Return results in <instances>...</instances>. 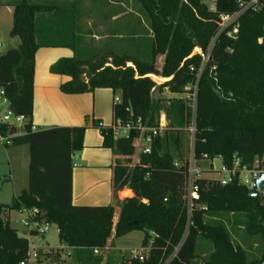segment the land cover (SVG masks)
I'll return each mask as SVG.
<instances>
[{
  "label": "trees",
  "instance_id": "obj_1",
  "mask_svg": "<svg viewBox=\"0 0 264 264\" xmlns=\"http://www.w3.org/2000/svg\"><path fill=\"white\" fill-rule=\"evenodd\" d=\"M124 1H111L117 9L112 7L104 20L124 13ZM133 1L140 11L126 12L113 21L106 45L96 48L79 33L80 0H0V5L13 6L10 34L20 39L17 47L0 54V88L8 107L28 117L22 130L0 124V132L13 135L10 145L30 146L28 189L10 204L0 203V264L27 259L28 239L8 222V212L21 207L44 212L45 221L57 226L59 240L76 250L75 264H104L103 255L94 254V248L106 247L113 233L118 238L140 230L146 232L141 246L150 247L144 260L116 263L111 256L105 264H264V194L253 196L237 181L224 185L217 178L198 177L199 198L188 226L184 187L188 157L183 153L193 118L186 87L197 84L194 155L199 164L208 161L211 166L220 157L229 166L236 156L241 166L253 168L263 161L264 0L259 8L240 15L235 37L218 30L220 15L238 9L236 0H216V10L203 0ZM123 38L127 46L113 42ZM41 47L73 51L50 67L52 73L69 77L61 85L63 92L109 88L120 96L121 102L113 105L114 120L141 117L156 125L160 112L166 114L163 133L135 164L134 140L139 133L114 138L111 126L95 124L104 147L118 156L113 190L133 192L118 202L116 222L114 205L72 201V155L82 149L86 127L32 129L35 56ZM195 47L203 54H192ZM159 55L164 56L161 68L156 65ZM205 55L209 61L204 64ZM151 75L166 80L157 84ZM165 89L173 96L158 107L154 93ZM240 229L245 237L259 240V256H251L235 241L233 232L239 234Z\"/></svg>",
  "mask_w": 264,
  "mask_h": 264
},
{
  "label": "crops",
  "instance_id": "obj_2",
  "mask_svg": "<svg viewBox=\"0 0 264 264\" xmlns=\"http://www.w3.org/2000/svg\"><path fill=\"white\" fill-rule=\"evenodd\" d=\"M0 6L7 8L13 13V6L8 4ZM123 7L126 8V5L123 4ZM92 10H94L93 6L88 8L87 14H90ZM77 11L74 10L76 13ZM80 11L83 12L81 8ZM125 14L126 11L114 15L111 21H115ZM89 17L88 15V18ZM93 23L94 21L91 22L88 20L86 26L92 38L100 39L107 36V34H104V36L98 34L93 29L89 31L88 27L90 26L89 28H93ZM118 32V37H121L120 30H118ZM0 38L1 40L3 39L2 34H0ZM48 48L65 47H41L36 53L32 124L35 126V130L53 126L86 127L83 136V147L72 155L73 161L76 163L72 178V201L76 205H114V222H116L120 212L118 202L125 197L132 196L133 192L129 188L118 191L113 190L114 166L118 156H116L110 148L104 147V137L101 131L95 127V124L100 121L106 126H111L113 124V105L115 96L113 91L109 88H98L93 92L80 94H68L63 92L61 90V85L68 80L69 77L52 73L50 67L60 57L72 56L73 54H52V52L45 54L48 53L46 52ZM40 51H44V54H40ZM134 155L132 156V160ZM10 221L11 211L8 212L9 224ZM114 239L116 238H114L113 233L107 241L108 253L106 259L114 256V254L110 252L111 246H114ZM42 256L49 261L53 259V254L51 252L42 253ZM29 263L31 264V262Z\"/></svg>",
  "mask_w": 264,
  "mask_h": 264
},
{
  "label": "rangeland",
  "instance_id": "obj_3",
  "mask_svg": "<svg viewBox=\"0 0 264 264\" xmlns=\"http://www.w3.org/2000/svg\"><path fill=\"white\" fill-rule=\"evenodd\" d=\"M4 2L6 0H3ZM111 1L115 0H80V7L82 9L81 20L78 22L77 26L79 29V33L84 36V42L86 44H91L96 48H102L108 40V37L104 36V34L108 35L110 32V27H113L115 24L110 19L104 20L103 15L109 12L112 7L117 9L118 5H114ZM208 5H210V0H203ZM126 12L133 14L135 11H140V6L133 0H125ZM93 6L94 10L90 11V14H87L88 8ZM135 14V13H134ZM88 15L90 16L88 18ZM136 16V14H135ZM91 22L94 21L93 29L98 34H102L104 37L100 39L92 38L91 34L87 31V22L88 20ZM124 21V20H122ZM146 21V20H145ZM13 25V13L9 11L7 8L0 6V34L3 35V39L1 40L0 53L5 52L7 49L11 47H16L20 43V39L18 37H13L10 34L11 28ZM80 26V27H79ZM124 35V34H123ZM47 39L51 38L50 36H45ZM53 38V37H52ZM54 39L57 40L56 37ZM126 39H115L114 43H120V45L127 46ZM45 50V49H44ZM49 54H73V51L70 48H48L46 49ZM40 54H44V51H40ZM164 56L159 55L157 57L156 65L157 67H161L163 64ZM151 78L155 79L157 82L162 83L163 81L160 79L162 77L151 75ZM182 96V95H176ZM171 97L170 93L165 89L163 92H155L154 100L157 106H161V104H165L168 102V99ZM6 107L0 105V112L5 111ZM43 129V128H42ZM192 138L188 134L184 137V149L183 153L186 157L190 158L191 150H192ZM135 145V155L132 160V164H135L139 159L140 150L143 146H147V142L143 138H136L134 140ZM29 163H30V146L28 144L23 145H6L3 142H0V203L1 204H10L13 198L19 194H21L24 190L28 189L29 186ZM213 172H205L203 171L204 177L208 178H220L223 176L221 170V160L219 158H215L213 160ZM256 165V164H255ZM261 166V164H259ZM200 168L209 167V162H201L199 164ZM11 211V221L10 224L15 227L18 233L21 236H24L29 239L30 246H36L39 259L30 258L31 264H75L76 260V250L72 249L66 244H63L59 240L58 228L55 224L49 225V230L43 235H31L25 231V228L22 224L23 216L19 213L17 209H12ZM239 234L233 232V236L236 242L243 245L251 254V256H259L260 242L257 238H247L242 233V229L238 230ZM146 232L143 230L133 231L124 236L118 237L114 239V246H111L110 252L114 254L111 258L112 261L116 263L125 262L128 256V249L130 248H139L141 247L143 238L145 237ZM245 240V241H244ZM51 252L53 254L52 260L44 259L42 253ZM107 253L106 249L101 251V254L104 257V262L107 261ZM124 254L125 257L121 255ZM121 256V257H120Z\"/></svg>",
  "mask_w": 264,
  "mask_h": 264
},
{
  "label": "built area",
  "instance_id": "obj_4",
  "mask_svg": "<svg viewBox=\"0 0 264 264\" xmlns=\"http://www.w3.org/2000/svg\"><path fill=\"white\" fill-rule=\"evenodd\" d=\"M238 9L234 13H224L219 17V30L218 34L225 32L229 37H235L239 30V17L240 15L250 9V8H259L261 6L260 0H236ZM209 8L211 10H216V0H210ZM217 38V36H216ZM215 38V39H216ZM0 46H1V38H0ZM213 46V44H212ZM210 47V50L212 48ZM199 53L203 54L201 48L195 47L192 54ZM207 54H210L207 53ZM209 61V55L204 56V64ZM193 69V68H192ZM153 80L159 84L154 78ZM188 92L186 95L189 99L192 100V108H193V118L192 122L188 128V133L192 138V150L191 156L188 158V164L185 171L184 178V187H185V199L188 203V226L192 224V206L194 201L199 198V185L196 180L198 177H203V171L205 172H213V159L211 162V166L207 168H200L199 162L195 159L194 155V140L196 134V120H195V110H196V94H197V84L193 86L186 87ZM192 90V92H191ZM115 103H120V96H115ZM0 105L5 106V111L0 112V124H6L10 128H20L22 130L28 121V117L24 114H17L13 112L8 107V100L6 98L5 92L0 88ZM132 114V112H130ZM168 124L166 114L164 111H161L159 117L157 119L156 125H149L145 122L141 117L136 119H129L126 121H122L121 119H115L112 127V132L114 138H118L121 136H129L131 131H137L139 136L137 138H143L147 142V146H143L140 150V153H150L151 146L156 138V136L163 133L164 129ZM32 129L35 130V126H32ZM18 134H23V132H19ZM12 134L4 135L0 132V142L5 143L6 145H10L12 143ZM204 158L207 159V154L204 155ZM221 160V170L223 176L217 178L220 180L222 184H228L234 181H237L240 184H243L248 187L249 190H257V180L260 178L261 174L264 173V159L259 163L257 161L253 168H248L246 166H241L240 159L234 156L233 163L231 165H226L220 157H217ZM261 164V166L259 165ZM175 165L178 166L179 162L176 161ZM76 166V163H74ZM264 194V193H263ZM19 213L23 216L22 224L25 228V231L31 235H43L49 230V223H47L43 217L44 212L37 207H21L18 209ZM103 249L108 250V247L104 248H94L93 253L96 255L101 254ZM150 247L149 246H141L139 248L128 249V260H144L149 254ZM125 257L124 254L121 255ZM39 259V253L36 246H30L28 249L27 259L22 261L20 264H30V258ZM51 264V263H49ZM128 264H131L128 262Z\"/></svg>",
  "mask_w": 264,
  "mask_h": 264
},
{
  "label": "water",
  "instance_id": "obj_5",
  "mask_svg": "<svg viewBox=\"0 0 264 264\" xmlns=\"http://www.w3.org/2000/svg\"><path fill=\"white\" fill-rule=\"evenodd\" d=\"M260 193H264V173L261 174L260 178L257 180V190L251 191V195L258 196Z\"/></svg>",
  "mask_w": 264,
  "mask_h": 264
},
{
  "label": "bare ground",
  "instance_id": "obj_6",
  "mask_svg": "<svg viewBox=\"0 0 264 264\" xmlns=\"http://www.w3.org/2000/svg\"><path fill=\"white\" fill-rule=\"evenodd\" d=\"M162 81L166 80L165 78H160Z\"/></svg>",
  "mask_w": 264,
  "mask_h": 264
}]
</instances>
